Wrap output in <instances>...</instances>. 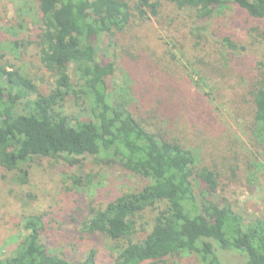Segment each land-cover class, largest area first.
I'll use <instances>...</instances> for the list:
<instances>
[{"label": "trees", "instance_id": "trees-1", "mask_svg": "<svg viewBox=\"0 0 264 264\" xmlns=\"http://www.w3.org/2000/svg\"><path fill=\"white\" fill-rule=\"evenodd\" d=\"M32 1L38 11L34 42L54 83L40 90L19 68L0 61L1 171L11 174L16 185L26 186L31 165L42 159L71 168L78 158H88L140 182L102 209H88L83 224L87 234L125 242L110 264H153L161 257L182 256L194 264H223L227 253L241 256L245 264H264V219L246 221L220 196L217 176L196 169L194 150L169 139L167 130L163 134L157 124L131 112L123 97L111 93L116 65L108 61L110 51L114 60L122 52L112 39L133 18H157L162 4L188 13L193 24L222 21L233 27L234 16L242 14L235 17L239 26L255 25L245 31L264 46V0H19L16 10L29 8ZM222 29L227 36L217 43L228 56L238 49L226 27ZM255 69L254 84L247 83L252 118L245 134L264 154V59ZM67 103L78 108L73 121L63 112ZM71 183L80 181L74 177ZM151 208L157 213L149 230L133 242L135 218ZM44 218L29 215L22 220L24 236L0 264H103L92 252L81 261L48 252L40 239Z\"/></svg>", "mask_w": 264, "mask_h": 264}, {"label": "rangeland", "instance_id": "rangeland-1", "mask_svg": "<svg viewBox=\"0 0 264 264\" xmlns=\"http://www.w3.org/2000/svg\"><path fill=\"white\" fill-rule=\"evenodd\" d=\"M18 1L0 0V61L19 68L45 91L53 86L54 76L41 64L34 42L37 6L32 1L29 8L18 11ZM241 15L234 16L233 27L221 21L238 49L228 56L217 43L227 36L220 24H193L188 13L169 4H162L155 19L139 22L133 18L112 39L122 52L116 60L109 53L108 61L116 65L109 87L116 97L129 102L128 109L135 115L151 120L163 134L167 130L164 135L169 139L194 150L196 169L213 172L220 196L249 221L264 219V154L245 134L252 118L247 83L249 79L253 85L256 80L255 67L264 59V46L254 33L245 31L255 25L239 26L235 17ZM68 73L75 83L74 71ZM77 110L73 103L63 108L71 121ZM78 160L76 166L67 168L61 161L54 165L42 159L31 165L26 186L16 185L11 174L0 169V259L11 255L24 236L22 220L43 214L40 239L48 252L70 261H81L91 252L97 263L115 260L125 242L87 234L83 224L89 208L102 209L140 182L117 167L96 165L88 158ZM74 177L80 184L71 183ZM154 208L135 218L133 242L149 230L157 213ZM222 261L245 264L232 253L224 254ZM153 264L194 263L182 256L161 257Z\"/></svg>", "mask_w": 264, "mask_h": 264}]
</instances>
